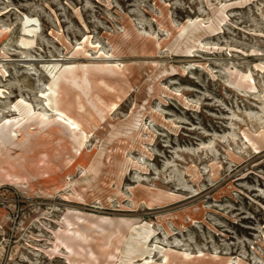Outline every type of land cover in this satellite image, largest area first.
Returning <instances> with one entry per match:
<instances>
[{"label": "rangeland", "instance_id": "1", "mask_svg": "<svg viewBox=\"0 0 264 264\" xmlns=\"http://www.w3.org/2000/svg\"><path fill=\"white\" fill-rule=\"evenodd\" d=\"M0 264H264V0H0Z\"/></svg>", "mask_w": 264, "mask_h": 264}, {"label": "bare ground", "instance_id": "2", "mask_svg": "<svg viewBox=\"0 0 264 264\" xmlns=\"http://www.w3.org/2000/svg\"><path fill=\"white\" fill-rule=\"evenodd\" d=\"M28 31L31 32V30H28ZM39 114L42 116L41 120L39 121L41 125L40 130L44 131V133L50 136H54L55 138L56 137L60 138L61 147L63 149L70 148V146L75 147L77 145L78 142L75 140V134L80 133L77 131V128L79 127L77 122H73L69 118H65L61 113H56V115L58 116L55 117V119L46 118V115L44 113H39ZM44 119H47V121H45ZM61 122L66 124V128L68 130L64 128H59V127H62V125L60 124ZM26 128L27 126H25L24 132L21 134L24 137V139L21 141V143L14 144L17 150L27 151L30 149L42 150V149L48 148L47 145L44 144L46 140L43 141V139H41L39 140L40 144H37V140H34L33 137L34 136L37 137L39 134H37V132L35 134V133L29 132L28 130L26 131L25 130ZM72 129H73V132L71 131ZM80 134H83V132H81ZM85 137L86 135L83 138ZM108 254L109 253H107L106 255Z\"/></svg>", "mask_w": 264, "mask_h": 264}]
</instances>
